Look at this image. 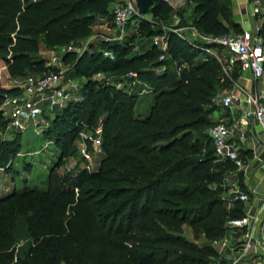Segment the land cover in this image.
<instances>
[{"label":"trees","instance_id":"1","mask_svg":"<svg viewBox=\"0 0 264 264\" xmlns=\"http://www.w3.org/2000/svg\"><path fill=\"white\" fill-rule=\"evenodd\" d=\"M115 1L0 0V60L8 77L23 79L29 73L53 71L37 57L41 46L53 49L86 39L97 18L112 19L110 4ZM191 1L192 23L201 34L217 37L241 30L233 20L231 0ZM169 12L164 0L147 11L155 18H166ZM132 18L144 38L161 33L144 15ZM259 34L264 46V22ZM144 47L142 53H132L131 43L117 45L112 61L100 60L96 53L63 57L73 62L71 74L81 79V100L69 101L43 131L61 154L48 171L46 188L0 198V264H213L216 260L211 244L199 246L186 239L182 226L201 230L213 241L222 236L227 220L244 216L240 201L225 208L218 186L223 173L238 164L229 160L213 164L212 142L205 133L213 125L208 122L214 110L212 71L220 68L214 58L193 63L202 53L200 45L172 33L164 60H159L157 46ZM170 64L180 72L169 71ZM130 71L154 94L144 118L134 115L136 88L125 91L105 79H92L97 72L125 76ZM237 77V71L230 76L232 81ZM17 90L0 83V103L5 93ZM100 119L103 156L97 167L61 173L63 158L75 147L83 125L93 128ZM5 124L0 112V127ZM17 149L16 138L0 141V168ZM241 154L246 160L251 152ZM212 166L215 171L210 172ZM20 215L29 238L22 253L16 251L11 233Z\"/></svg>","mask_w":264,"mask_h":264},{"label":"built area","instance_id":"2","mask_svg":"<svg viewBox=\"0 0 264 264\" xmlns=\"http://www.w3.org/2000/svg\"><path fill=\"white\" fill-rule=\"evenodd\" d=\"M246 3L248 20L257 17L263 7L261 0H247ZM110 10L113 24L122 36L129 20L138 15L132 0L112 2ZM240 28L239 32L229 31L215 37L226 52L223 71L229 76L237 71L238 77L234 84L239 90L212 96L211 105L227 110L229 114L218 119L207 131L215 158L236 162L239 167L248 166L249 163L241 156L242 150H248L253 155V163L258 164V169L264 167V159L261 158V152L264 151V46L259 35V25H241ZM152 44L160 49L159 59L164 60L167 57V40L154 36ZM180 70L178 67L177 72ZM125 77L132 81L128 90L131 91L137 75L130 71ZM259 81L261 88L257 86ZM79 84L76 78L65 76L61 70L25 76L22 84L17 86L18 90L15 93H5L0 103L6 129L23 132L32 124L36 133H42L50 126L55 114L51 120L44 118L38 121L42 114L39 103L46 101L45 106L49 110L63 109L69 101L77 100L71 94L78 90ZM237 106L243 109L235 116ZM83 126L78 133L77 152L86 162L84 168L93 170L89 147L101 149L102 126ZM258 182L261 184L263 181L260 179ZM247 191L237 189L234 191L237 195L233 198L244 204V216L236 223L237 229L243 232L234 243L227 238L212 241L214 249L219 247L230 252V256L225 257L218 251L213 264H264V195L257 196L256 187L250 185L247 186ZM252 197L258 202L253 204Z\"/></svg>","mask_w":264,"mask_h":264},{"label":"rangeland","instance_id":"3","mask_svg":"<svg viewBox=\"0 0 264 264\" xmlns=\"http://www.w3.org/2000/svg\"><path fill=\"white\" fill-rule=\"evenodd\" d=\"M261 2L263 7L260 9V14L257 17H253L248 20V23L246 24L247 27L251 26L252 24L257 27L259 24V30L261 29L264 22V0H261ZM168 5L170 7V12L167 16H165L166 18H155L150 13L144 14V19L152 23L154 27L153 29L161 31L160 34L155 36L164 37L167 40L169 34L172 33L183 41L199 44L202 53L198 54L193 59V63L201 60L203 61L205 58H214L215 62H217L216 64H218V68H220L219 70L216 69L212 71V73L215 74V80L213 83L214 93L224 94L226 92L239 90V87L234 84V80L232 81L230 76L226 75L223 71L222 64L226 57V52L223 47L217 43L215 36H205L197 31L193 26V2L191 0H170L168 1ZM152 38L153 37L144 38L141 34L139 35L137 31V21L133 18L129 20L122 36L113 24L111 18H97L94 24L91 26L90 36L86 39L76 43H71L68 46L53 49L42 45L37 57L42 58L47 67H51L53 70H61L64 72L65 76L76 78L71 74L73 62H65L63 60L65 55L70 53L75 54L76 56H81L83 54L91 55L96 53L99 54L100 60L107 59L112 61L116 57L115 48L117 45L126 46L131 43L133 47L132 53H142L145 50L144 46L151 45ZM260 38L263 45V38L261 35ZM168 69L173 73L177 71L173 64H170ZM162 70V68L155 69L156 72H161ZM28 75H31V73ZM76 79H79V83L81 82L80 78ZM92 79H105L107 82L114 84L116 88L125 91L130 90L129 84L132 83L131 79H128L125 76H110L107 72L94 73L92 75ZM22 80V78H9L8 74L6 73L5 66L0 60V83L2 87L10 88L12 86L21 85ZM257 86L258 88L262 87L260 81L258 82ZM132 87L136 88V91L138 92L134 107V115L139 118H144L149 113L154 94L147 85L140 84L137 81ZM71 95L77 97V100L72 101L81 100L79 96V88ZM46 103V101H41L38 105L42 112L38 121L41 119L44 120V118L47 121L51 120L53 115L59 111L56 108L52 110L47 109L45 106ZM213 108L214 110H211L210 115L208 116V122L210 125L212 123L214 125L218 119L225 117L228 112L227 110H223L219 107L212 106V109ZM100 124L101 119L97 125ZM211 126H209V128ZM17 133L18 132L16 131H10L6 129L5 125L0 127V141H8L16 138V142L18 144L16 153H12L9 156V160L5 168H0V198L14 191L18 192L29 188L44 190L47 186L46 183L49 169L56 165V163L61 158L60 151L57 149L56 144L49 140L43 132L36 133L32 124L28 126L27 130L20 132L21 134ZM205 133L207 134V137H209L208 131H205ZM77 143L78 141L76 140L75 147L70 148L69 154L63 158V164L59 168L61 173L78 171L84 168L86 162L77 152ZM202 143H205V141ZM89 150L92 155V165L94 168H96L103 156V153L101 149L98 150L89 147ZM203 151L204 150H200V153ZM195 155H198V153ZM200 156L202 155L200 154ZM252 159L253 155H248L246 159L247 164L252 163ZM217 163H221V160L216 158L213 164ZM248 166L244 165L239 167L237 165L233 170L223 173L218 186L221 188L220 198L227 210L233 207V198L235 195H237V193L234 191L239 189L242 192H247L245 183L250 170V166ZM212 171H215L213 166L210 172ZM239 220L240 219L227 220L224 224L225 230L219 239L227 238L228 240H231L232 243H234L243 232L238 230L236 227V223ZM11 233L13 235L16 251L22 253L27 249L29 244L27 225L24 216L20 215L15 218L14 227ZM182 234L186 239L197 243L199 246L209 244L212 245V241L207 240L201 230L194 232L192 227L187 224L182 226ZM215 250L217 253L220 251L225 257L230 256V252L227 249H220L219 247H216ZM213 262H215V260Z\"/></svg>","mask_w":264,"mask_h":264},{"label":"crops","instance_id":"4","mask_svg":"<svg viewBox=\"0 0 264 264\" xmlns=\"http://www.w3.org/2000/svg\"><path fill=\"white\" fill-rule=\"evenodd\" d=\"M247 0H231L232 2V10H233V18L234 21L246 26L248 23V18L246 16V12L248 10V5L246 3ZM259 25V24H258ZM243 107L241 108L240 106H237V109L235 111V116H238L242 112ZM229 114V111L227 112ZM225 116V115H224ZM261 158L262 160L264 159V151L261 152ZM251 164V163H250ZM252 166H250V170L248 173V178L245 183L246 188L248 185L252 187H256V194L257 196H262L264 195V167L258 168L257 163H253L252 161ZM262 179V183L259 184V180ZM251 201L253 204L257 203V199L252 197ZM263 230H264V222H263Z\"/></svg>","mask_w":264,"mask_h":264},{"label":"water","instance_id":"5","mask_svg":"<svg viewBox=\"0 0 264 264\" xmlns=\"http://www.w3.org/2000/svg\"><path fill=\"white\" fill-rule=\"evenodd\" d=\"M157 0H132V3L137 11L139 16L147 13L148 9L156 2ZM166 2L170 0H164Z\"/></svg>","mask_w":264,"mask_h":264}]
</instances>
